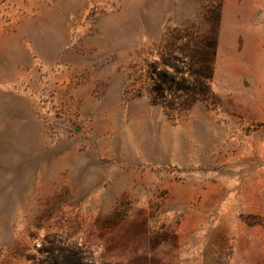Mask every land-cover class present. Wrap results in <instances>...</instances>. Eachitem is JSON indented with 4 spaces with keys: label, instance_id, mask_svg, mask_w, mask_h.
<instances>
[{
    "label": "rangeland",
    "instance_id": "374dc122",
    "mask_svg": "<svg viewBox=\"0 0 264 264\" xmlns=\"http://www.w3.org/2000/svg\"><path fill=\"white\" fill-rule=\"evenodd\" d=\"M210 34L211 96L154 102L153 68L189 77ZM50 241L264 264V0H0V264Z\"/></svg>",
    "mask_w": 264,
    "mask_h": 264
},
{
    "label": "trees",
    "instance_id": "16d2710c",
    "mask_svg": "<svg viewBox=\"0 0 264 264\" xmlns=\"http://www.w3.org/2000/svg\"><path fill=\"white\" fill-rule=\"evenodd\" d=\"M220 6L218 2L217 7ZM219 9L216 18L219 17ZM215 54V34L206 36L198 45L196 53V68L191 69L189 64V77L177 75L178 66L164 58L162 63L166 66L162 70L153 68L154 82L151 86L152 98L154 102L164 101L163 93H179L177 108L186 109L196 101L207 100L212 92L208 81L212 77V61ZM190 60L194 62L193 55L189 54ZM169 67V69H168ZM168 107L173 104L167 102ZM46 253L39 258L38 264H95L89 255L80 247L65 243L50 241L45 247Z\"/></svg>",
    "mask_w": 264,
    "mask_h": 264
}]
</instances>
